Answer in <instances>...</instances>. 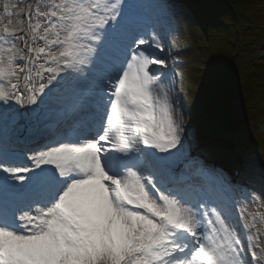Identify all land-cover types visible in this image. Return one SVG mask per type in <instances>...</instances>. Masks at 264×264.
I'll list each match as a JSON object with an SVG mask.
<instances>
[{
	"label": "snow or ice",
	"instance_id": "1",
	"mask_svg": "<svg viewBox=\"0 0 264 264\" xmlns=\"http://www.w3.org/2000/svg\"><path fill=\"white\" fill-rule=\"evenodd\" d=\"M11 7L0 264H264L246 234L264 215H238L231 177L187 143L167 0H35L15 23Z\"/></svg>",
	"mask_w": 264,
	"mask_h": 264
},
{
	"label": "trees",
	"instance_id": "2",
	"mask_svg": "<svg viewBox=\"0 0 264 264\" xmlns=\"http://www.w3.org/2000/svg\"><path fill=\"white\" fill-rule=\"evenodd\" d=\"M216 2H220L221 4L226 5V1L222 0H215ZM250 5H252V12L258 20L261 22L262 25H264V0H246ZM225 43V42H224ZM216 93H213V98L216 97ZM215 100V98H214ZM213 100V101H214Z\"/></svg>",
	"mask_w": 264,
	"mask_h": 264
},
{
	"label": "rangeland",
	"instance_id": "3",
	"mask_svg": "<svg viewBox=\"0 0 264 264\" xmlns=\"http://www.w3.org/2000/svg\"><path fill=\"white\" fill-rule=\"evenodd\" d=\"M191 55L193 56H196L198 57V53L196 51H193L191 53ZM190 55V56H191ZM192 57V56H191ZM193 58V57H192ZM194 59V58H193ZM196 65H190L189 69L192 70V72H186V74H193L194 72V69H196ZM248 213L250 210H253V211H257L259 214L261 215H264V209H263V205L262 204H256V203H252L251 205L250 204H245V206H242ZM243 210V209H242Z\"/></svg>",
	"mask_w": 264,
	"mask_h": 264
}]
</instances>
